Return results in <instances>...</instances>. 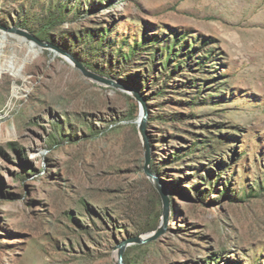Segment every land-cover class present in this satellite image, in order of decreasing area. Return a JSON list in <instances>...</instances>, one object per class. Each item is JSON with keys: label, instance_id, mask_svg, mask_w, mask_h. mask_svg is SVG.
<instances>
[{"label": "rangeland", "instance_id": "374dc122", "mask_svg": "<svg viewBox=\"0 0 264 264\" xmlns=\"http://www.w3.org/2000/svg\"><path fill=\"white\" fill-rule=\"evenodd\" d=\"M158 229L123 264H264V0H0V264Z\"/></svg>", "mask_w": 264, "mask_h": 264}, {"label": "water", "instance_id": "95a60500", "mask_svg": "<svg viewBox=\"0 0 264 264\" xmlns=\"http://www.w3.org/2000/svg\"><path fill=\"white\" fill-rule=\"evenodd\" d=\"M34 41H37L34 37H31ZM76 62V61H75ZM77 63V62H76ZM77 67L85 74H87V72L85 71L84 67L77 63ZM149 162H150V159H149V156L146 157V161H145V165H144V170L147 174H149V172L147 171V167L149 165ZM158 192H159V195L161 197V200H162V204H163V214H164V218L165 220L167 219V216H168V211H169V199L167 197V194H166V191L162 188H158ZM163 235V229H158L156 231V233L154 234H149V235H145L143 237H134L132 239H130L129 241H126V242H123L119 245V252H118V262L117 264H123V252H124V249L125 247L127 246L128 243H132V242H135V243H138V244H146V243H149V242H153L155 240H157L160 236Z\"/></svg>", "mask_w": 264, "mask_h": 264}, {"label": "bare ground", "instance_id": "6f19581e", "mask_svg": "<svg viewBox=\"0 0 264 264\" xmlns=\"http://www.w3.org/2000/svg\"><path fill=\"white\" fill-rule=\"evenodd\" d=\"M13 67H14V66L11 65V66L8 67V69H9L10 72H12V74L16 75V74H17V73H16L17 71H16V70H15V71H14V70H13V71L11 70ZM6 69H7V68H6ZM6 69H5V70H6Z\"/></svg>", "mask_w": 264, "mask_h": 264}]
</instances>
